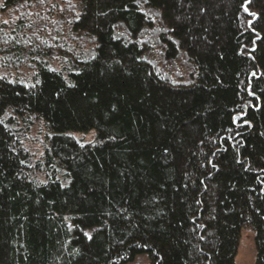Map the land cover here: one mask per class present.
<instances>
[{"label":"trees","instance_id":"1","mask_svg":"<svg viewBox=\"0 0 264 264\" xmlns=\"http://www.w3.org/2000/svg\"><path fill=\"white\" fill-rule=\"evenodd\" d=\"M0 8V264H264V0Z\"/></svg>","mask_w":264,"mask_h":264},{"label":"rangeland","instance_id":"2","mask_svg":"<svg viewBox=\"0 0 264 264\" xmlns=\"http://www.w3.org/2000/svg\"><path fill=\"white\" fill-rule=\"evenodd\" d=\"M3 0H0V7ZM8 12L1 11L0 8V18L2 20L8 19ZM11 17L14 19L17 15V11L11 10L10 11ZM54 53H55V65L60 66L61 60H60V51L57 49L56 46L53 47ZM163 50V47L160 45L157 47L156 53L158 54L159 51ZM170 62L167 63V66L169 67ZM27 69L23 67V71H26ZM26 144L31 149V151L34 153V155H39L42 152L43 145L47 143L46 134L51 132L47 130L45 125L41 121H36L32 123L31 127L27 129L26 132ZM72 136L78 140L79 142H86L90 140L93 137V130L89 131H71ZM254 241H253V232L249 228H244L241 231L240 235V241L237 248V255H236V264H253L254 261ZM126 264H149V259L147 254L141 253L137 254L133 260L127 262Z\"/></svg>","mask_w":264,"mask_h":264}]
</instances>
